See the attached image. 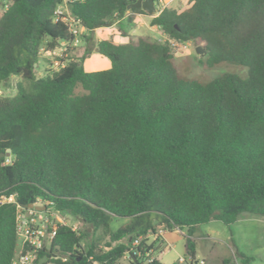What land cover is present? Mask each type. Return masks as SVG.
Instances as JSON below:
<instances>
[{
    "label": "trees",
    "instance_id": "16d2710c",
    "mask_svg": "<svg viewBox=\"0 0 264 264\" xmlns=\"http://www.w3.org/2000/svg\"><path fill=\"white\" fill-rule=\"evenodd\" d=\"M135 1L0 0V85L12 76L28 82L0 95V200L14 199L0 201V264L15 253L16 203L40 201L94 232L108 229L101 247L95 237L81 243L86 231L59 225L39 264H121L124 255L162 264L154 253L164 240L145 238L159 227L186 228L184 264H197L198 225L264 216V0H189L153 15L128 9ZM64 3L88 31L123 19L133 26L144 14L167 39L131 38L119 26L127 41L102 37L87 47L82 34L79 56L38 77L40 61L51 63L41 48L73 38L56 13ZM171 41H193L208 67L239 64L247 76H180ZM95 48L109 68L85 70ZM112 217L128 222L111 230Z\"/></svg>",
    "mask_w": 264,
    "mask_h": 264
},
{
    "label": "rangeland",
    "instance_id": "374dc122",
    "mask_svg": "<svg viewBox=\"0 0 264 264\" xmlns=\"http://www.w3.org/2000/svg\"><path fill=\"white\" fill-rule=\"evenodd\" d=\"M188 5L189 0H158L156 3V12L154 14H156L159 8L163 6L172 7L180 11L186 8ZM64 7L65 5L60 6L62 11ZM2 10L3 7L1 6L0 13ZM149 21L150 20L145 23L137 22L132 26L125 19L124 21L117 22V24H115V22H111L110 26L105 25L95 28L94 30L90 31V38L87 41V47H92L98 37H111L117 33L120 34L118 30L119 26L126 29L131 38H136L138 36H148L152 39H157L158 41L164 42L167 39L166 36H163L159 32V28V30H156V28H150L148 26L150 25ZM79 30L82 31L81 29ZM87 32L88 31H82L80 35L83 33L86 34ZM81 39L82 38L80 36V43L69 50V58H74L76 55L79 56L82 53L85 43ZM125 41H127V37ZM197 46L199 45L195 44L193 41H171V47L173 51L172 62L180 76L197 79L199 81H208L211 78L224 73H234L242 78L247 76V68L239 64L220 62L215 66L208 67L205 63L206 55H200L195 51ZM93 54H95L94 50L89 55V57L84 59L83 66L87 69H93L92 64L93 62H97V60H101L102 65H104V57L100 56L94 60H90V57ZM40 55H42L41 50ZM45 65L47 64H44L42 61H40V64L36 70V75L38 77L43 75L44 69L53 68L50 66V63L47 66ZM17 82H21L24 87L28 86L27 81L22 80L19 76H12L9 80L0 85V95L14 94ZM61 216L67 225H75L76 231L87 232L88 236L81 240L82 244L86 243V241H89L91 237L97 238L101 247L108 241V229L101 228L94 232L90 226L82 225V223L66 213H61ZM127 222L128 219L112 217L110 220L109 229L116 230ZM186 232V228H175L172 231H166L164 233L165 249L163 252H156L158 259L162 264H172L180 257L183 258L185 256L184 243ZM192 237L194 238L196 244L195 258L197 261L202 260L203 264H243L242 260L246 259L247 257L249 258L248 264H264V216L244 214L230 225H225L219 220H211L207 223L198 225L193 232ZM138 239H142V237ZM125 241V238L120 240V242ZM151 241H153L151 238H146L147 243H150ZM129 258V255H124L120 259V263L131 264ZM47 261H50L47 264H56L49 258ZM95 264L100 263L96 262Z\"/></svg>",
    "mask_w": 264,
    "mask_h": 264
},
{
    "label": "built area",
    "instance_id": "2783aa9c",
    "mask_svg": "<svg viewBox=\"0 0 264 264\" xmlns=\"http://www.w3.org/2000/svg\"><path fill=\"white\" fill-rule=\"evenodd\" d=\"M56 13L58 18L69 24V30L73 34V38L69 41H62L52 50L41 48L42 56L51 60L50 66L58 69L65 64L61 58L68 56L69 50L80 43L81 32L88 31L83 26L79 25L69 14H65L60 6L57 7ZM82 31H80L79 29ZM85 34V33H83ZM1 202H14L12 196L2 197ZM23 206L16 203V230H17V244L15 253L11 259L10 264H39V252L47 246L56 234L59 225H67L61 216V212L55 209H47L40 201ZM45 207V209H42ZM75 230V225L71 226ZM166 229L156 228L154 232H150L145 238L155 240L161 237ZM138 244V240L133 242ZM65 261V258H62ZM184 264V259L178 260ZM95 264L96 262H92ZM90 263V264H92ZM197 264H203V261H198Z\"/></svg>",
    "mask_w": 264,
    "mask_h": 264
},
{
    "label": "crops",
    "instance_id": "0c3cea01",
    "mask_svg": "<svg viewBox=\"0 0 264 264\" xmlns=\"http://www.w3.org/2000/svg\"><path fill=\"white\" fill-rule=\"evenodd\" d=\"M167 1H169V0H167ZM62 5H65V3L64 4H62ZM62 5H59V6H62ZM63 12L65 13V14H69L68 13V10H67V7H66V5H65V7H64V9H63ZM125 19H123V20H121V21H124ZM146 20V21H145ZM148 20H150V16H148V15H144V14H135L134 15V19H133V23H134V25L137 23V22H139V23H145V22H148ZM120 21V22H121ZM115 24H117V22H115ZM138 25V24H137ZM150 28H156V30H159L158 28L159 27H157V26H155V25H153V26H150V25H148ZM159 32L164 36V34L159 30ZM87 35H89L90 34V31H88L87 33H86ZM103 37H109V36H103ZM100 38H102V36L101 37H98L97 38V40H99ZM114 42H117V43H120V42H124L125 41V39H126V37H123L122 35H120V34H115V35H113V36H111L110 37ZM94 52H95V54H93L91 57H94V58H91L90 57V60L91 59H95V58H98V57H104V56H102L101 54H99V53H97L96 51H95V49H94ZM97 53V54H96ZM104 59V65L102 66V67H100V68H98V69H87V68H85V70H87V71H95V70H101V69H107V68H109L110 67V61L106 58V57H104L103 58ZM167 230H165V232H166ZM164 232V233H165ZM164 233H163V235L160 237L161 239H163L164 240V249H165V239H164ZM185 247V246H184ZM164 249L161 251V252H163L164 251ZM154 256L158 259V255H156V252L154 253ZM180 258H182V257H180ZM179 258V259H180ZM178 259V260H179ZM159 260V259H158ZM177 260V261H178Z\"/></svg>",
    "mask_w": 264,
    "mask_h": 264
},
{
    "label": "water",
    "instance_id": "95a60500",
    "mask_svg": "<svg viewBox=\"0 0 264 264\" xmlns=\"http://www.w3.org/2000/svg\"><path fill=\"white\" fill-rule=\"evenodd\" d=\"M133 7H141L144 11H146L148 14L153 15L156 12V4L154 0H136L135 2L129 4L127 6V8H133ZM110 26L111 22H107L105 24H103L102 26ZM101 26H97L96 28H99ZM95 51L97 52V48H95ZM195 51L202 55L205 54L206 51L202 46H197L195 48ZM7 156H9V152L6 153ZM0 156H2V154H0ZM29 206L31 207L32 204L30 203ZM42 209H45V207H42ZM138 264V263H137Z\"/></svg>",
    "mask_w": 264,
    "mask_h": 264
},
{
    "label": "bare ground",
    "instance_id": "6f19581e",
    "mask_svg": "<svg viewBox=\"0 0 264 264\" xmlns=\"http://www.w3.org/2000/svg\"><path fill=\"white\" fill-rule=\"evenodd\" d=\"M93 60V59H92ZM103 65H102V62H101V60H97V62H93V64H92V67L93 68H100V67H102ZM91 67V66H90Z\"/></svg>",
    "mask_w": 264,
    "mask_h": 264
}]
</instances>
